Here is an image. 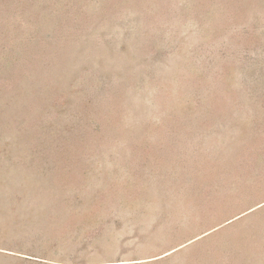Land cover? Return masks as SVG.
<instances>
[{
  "label": "rangeland",
  "instance_id": "rangeland-1",
  "mask_svg": "<svg viewBox=\"0 0 264 264\" xmlns=\"http://www.w3.org/2000/svg\"><path fill=\"white\" fill-rule=\"evenodd\" d=\"M0 264H264V0H0Z\"/></svg>",
  "mask_w": 264,
  "mask_h": 264
}]
</instances>
